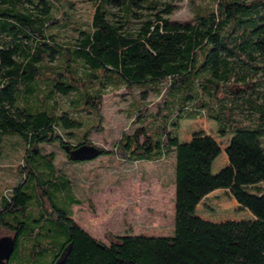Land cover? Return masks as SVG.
I'll return each instance as SVG.
<instances>
[{
	"label": "trees",
	"instance_id": "obj_1",
	"mask_svg": "<svg viewBox=\"0 0 264 264\" xmlns=\"http://www.w3.org/2000/svg\"><path fill=\"white\" fill-rule=\"evenodd\" d=\"M140 1L155 13L137 15ZM176 1L95 0L92 23L83 29L61 0H0V158L5 135L25 142L22 180L0 201V229L16 239L11 259L0 264H264V191L258 187L264 183V95L260 105L247 96L258 74L264 77V0H209L212 5L197 7L187 23L164 17ZM113 3L124 13L116 20L108 11ZM64 28L78 36L62 42ZM164 82L174 111L150 131L144 126L123 136L120 150L134 162L175 154V235H117L106 243L73 219L72 207L82 201L56 168L55 154L41 148L92 144L91 133L102 131L105 85L160 95ZM71 93L74 112L97 120L88 128L61 109L58 95ZM247 102L259 113L253 126L236 114ZM199 118L217 121L221 136L233 134L224 150L204 131L180 141V121ZM223 151L228 164L214 173ZM217 190L228 191L237 210L253 217H199L198 207Z\"/></svg>",
	"mask_w": 264,
	"mask_h": 264
},
{
	"label": "rangeland",
	"instance_id": "obj_2",
	"mask_svg": "<svg viewBox=\"0 0 264 264\" xmlns=\"http://www.w3.org/2000/svg\"><path fill=\"white\" fill-rule=\"evenodd\" d=\"M126 1V0H124ZM65 4L71 18L78 22V27L89 28L95 13V0H61ZM68 3H70L68 5ZM141 7H134L137 15L155 13L147 9V1H140ZM173 13L164 15L174 22L187 23L194 20L197 7L212 5L209 0H178L174 2ZM29 6V4H28ZM113 19L123 16L121 6L113 3L108 7ZM118 17H115V16ZM60 17V13L55 15ZM57 20V19H56ZM140 17H133L134 25ZM61 22H64L61 21ZM58 28V27H56ZM62 42L72 40L78 33L72 28L61 30ZM83 70V67H79ZM168 82L161 85L162 93L158 95L140 87L119 88L105 85L103 105L101 109L102 131L92 132V145L108 150L106 155L86 162L70 161L65 149L59 143L42 146L43 154L53 152L56 156L55 165L60 174L66 175L72 182L74 194L82 204L72 207L73 219L89 232L94 238L109 243L110 236L144 234L153 237H173L175 235V154L159 161H131L120 150L123 136L132 134L136 129L148 127L149 131L156 128L164 116L174 111L168 106L170 93ZM241 87H238V90ZM257 105L262 104L264 95V77L261 73L256 78V85L249 91V96ZM62 110H69L74 118L87 122L86 128L94 122L91 115L74 112L72 101L75 95H58ZM222 100L223 95H220ZM227 99L223 102L228 103ZM219 103L215 105L218 106ZM141 112V115L138 114ZM239 118L249 126L259 117L257 110L250 103L242 112H236ZM97 120H95L96 122ZM94 122V123H95ZM218 123L214 119H183L177 128L180 141H188L195 132L204 131L213 135L224 150L230 143L233 134L221 136ZM84 134L85 132L77 131ZM65 140L78 144L79 139L64 136ZM264 145V137H263ZM25 142L19 136H4L3 155L0 158V201L3 195L22 180L20 166H24ZM228 164L225 151L215 160L213 171L217 173ZM264 191V183L258 185ZM10 189V190H9ZM256 193L255 190H250ZM237 202L228 191L217 190L210 194L198 207L199 217L210 222L241 221L253 217L248 210H237ZM11 236L6 230L0 229V238Z\"/></svg>",
	"mask_w": 264,
	"mask_h": 264
},
{
	"label": "water",
	"instance_id": "obj_3",
	"mask_svg": "<svg viewBox=\"0 0 264 264\" xmlns=\"http://www.w3.org/2000/svg\"><path fill=\"white\" fill-rule=\"evenodd\" d=\"M66 152L71 161L86 162L101 156L99 147L92 144H83L77 148L66 147ZM16 248V239L13 236L0 238V262L9 261Z\"/></svg>",
	"mask_w": 264,
	"mask_h": 264
},
{
	"label": "crops",
	"instance_id": "obj_4",
	"mask_svg": "<svg viewBox=\"0 0 264 264\" xmlns=\"http://www.w3.org/2000/svg\"><path fill=\"white\" fill-rule=\"evenodd\" d=\"M189 141V140H188ZM221 170V169H220ZM237 206H238V204H237ZM89 233V232H88Z\"/></svg>",
	"mask_w": 264,
	"mask_h": 264
}]
</instances>
